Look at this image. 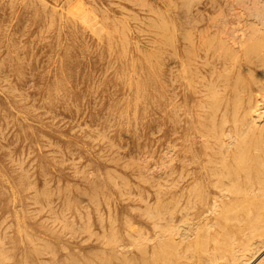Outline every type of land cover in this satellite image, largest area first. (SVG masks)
Segmentation results:
<instances>
[{
	"label": "rangeland",
	"instance_id": "obj_1",
	"mask_svg": "<svg viewBox=\"0 0 264 264\" xmlns=\"http://www.w3.org/2000/svg\"><path fill=\"white\" fill-rule=\"evenodd\" d=\"M74 1L0 0V239L13 241L0 264H87L91 230L123 227L133 199L153 193L165 151L157 131L158 21L192 14L220 36L252 21L264 29V0Z\"/></svg>",
	"mask_w": 264,
	"mask_h": 264
},
{
	"label": "bare ground",
	"instance_id": "obj_2",
	"mask_svg": "<svg viewBox=\"0 0 264 264\" xmlns=\"http://www.w3.org/2000/svg\"><path fill=\"white\" fill-rule=\"evenodd\" d=\"M255 5H251L253 12L262 4ZM203 21L192 14L177 15L154 26L157 131L160 150L165 149L156 173L160 179L151 186L153 193L142 192L133 199L130 208L135 205L136 211L125 212L123 227L108 222L111 226L100 224L99 231L91 230V263L87 264H264V29L254 20L244 30L238 29L240 33L231 28L220 36ZM122 29L128 30L124 23ZM12 244L5 246L0 239V258H7Z\"/></svg>",
	"mask_w": 264,
	"mask_h": 264
}]
</instances>
